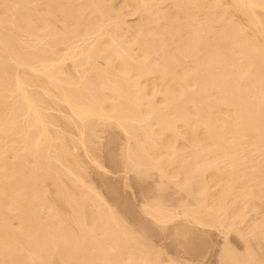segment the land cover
<instances>
[{"label": "bare ground", "instance_id": "bare-ground-1", "mask_svg": "<svg viewBox=\"0 0 264 264\" xmlns=\"http://www.w3.org/2000/svg\"><path fill=\"white\" fill-rule=\"evenodd\" d=\"M212 231L264 264V0H0V264H175L154 237Z\"/></svg>", "mask_w": 264, "mask_h": 264}, {"label": "rangeland", "instance_id": "rangeland-1", "mask_svg": "<svg viewBox=\"0 0 264 264\" xmlns=\"http://www.w3.org/2000/svg\"><path fill=\"white\" fill-rule=\"evenodd\" d=\"M130 20H131V18H129ZM111 172H109V174H110ZM114 173V172H113ZM113 173H111V174H113ZM110 174V175H111ZM116 173H114L113 175H111V177H113L114 178V175H115ZM120 174H121V172H118V175L120 176ZM116 177H117V174H116ZM91 178H94L92 175H91ZM94 179H95V181H94ZM93 179V181L92 182H94L95 184H98V183H96V178H94ZM131 185V184H130ZM131 192H130V189L129 190H127L126 191V193H127V200L130 202L131 201V203H132V205L133 204H135V205H137V203L139 202L138 201V199L139 200H141V198L139 197V196H141V195H138L137 194V191L138 190H136L137 188L134 186V185H131ZM134 187V188H133ZM130 188V187H129ZM136 188V189H135ZM133 189V190H132ZM134 190H135V193H134ZM131 193V196L129 195L130 193ZM137 195V196H136ZM128 197H131L130 199L128 198ZM139 197V198H138ZM133 198V199H132ZM136 198H138V199H136ZM107 200H108V198H107ZM133 200H135V203H133L134 201ZM138 201V202H137ZM214 232H216V231H212V232H210L211 234H210V236L212 237H210L209 236V234H208V239H209V242L207 243V245H208V247L207 248H205V250H207L206 251V253H205V255H204V252H203V254H202V256L200 257V259H195V258H191L190 256H188V255H186V254H184V253H181L180 251H178L177 249H173L174 247L172 246L171 247V245L170 244H168L169 243V241H168V239L166 238V237H164V236H162V237H164L163 238V240L165 239V240H167V245L166 246H164V245H162L163 243H166V241L164 240L163 241V243L161 244L160 242H162V237H159V239H161V240H159V239H157V237H154L153 238V244H154V246L156 247V246H158L157 248L158 249H160V247H161V249L163 250H166V251H164L163 250V252H165V254L166 255H168L169 256V258L170 259H172L173 261H174V263L175 264H216V260H217V256H218V254L217 253H219L218 251H220V249H221V247L223 246V244H224V240H225V238H224V236H223V234H222V236H220L219 234L220 233H218V232H216V233H214ZM214 233V234H213ZM224 238V240H223V238ZM228 237V236H227ZM230 237V238H229ZM227 239L228 240H226V241H228L227 242V244H229L233 249H237L238 251L239 250H242L241 249V245L238 243L237 244V242L234 240V238L233 237H231V236H229ZM210 238L212 239V241L210 240ZM207 239V240H208ZM222 241H223V244H222ZM156 243V244H155ZM159 243V244H158ZM212 243V244H211ZM210 244H211V246L212 247H210ZM168 245H170V247H171V249H173V251L172 250H168V249H170V247L168 246ZM221 246V247H220ZM164 247V248H163ZM166 247H169V248H166ZM210 247V248H209ZM166 248V249H165ZM204 250V251H205ZM170 251H172V252H170ZM236 251V250H235ZM180 252V253H179ZM240 252V251H239ZM176 253H178V254H176ZM217 254V256H215ZM184 256V257H183ZM205 256V257H204ZM203 257V258H202ZM216 257V258H215ZM190 258V259H189ZM175 259V260H174ZM204 259V260H203ZM177 260V261H176ZM192 260V261H191ZM195 261V262H194ZM187 262V263H186ZM215 262V263H214Z\"/></svg>", "mask_w": 264, "mask_h": 264}]
</instances>
